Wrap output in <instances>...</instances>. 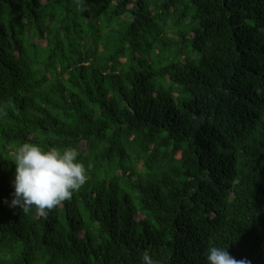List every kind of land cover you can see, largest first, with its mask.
I'll list each match as a JSON object with an SVG mask.
<instances>
[{
	"label": "trees",
	"instance_id": "1",
	"mask_svg": "<svg viewBox=\"0 0 264 264\" xmlns=\"http://www.w3.org/2000/svg\"><path fill=\"white\" fill-rule=\"evenodd\" d=\"M24 142L78 147L47 218ZM264 264V0H0V264Z\"/></svg>",
	"mask_w": 264,
	"mask_h": 264
},
{
	"label": "clouds",
	"instance_id": "2",
	"mask_svg": "<svg viewBox=\"0 0 264 264\" xmlns=\"http://www.w3.org/2000/svg\"><path fill=\"white\" fill-rule=\"evenodd\" d=\"M78 147L43 150L39 145L21 143L12 153L15 165L9 206L25 214L47 218L49 212L72 198L88 181V169ZM226 246H210L204 256L205 264H251L247 259H236ZM142 264H157L148 251Z\"/></svg>",
	"mask_w": 264,
	"mask_h": 264
}]
</instances>
